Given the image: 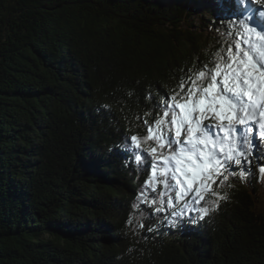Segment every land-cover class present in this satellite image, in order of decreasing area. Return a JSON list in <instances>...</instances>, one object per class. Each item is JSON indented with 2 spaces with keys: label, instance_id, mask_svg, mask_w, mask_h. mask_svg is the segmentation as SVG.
Returning <instances> with one entry per match:
<instances>
[{
  "label": "trees",
  "instance_id": "1",
  "mask_svg": "<svg viewBox=\"0 0 264 264\" xmlns=\"http://www.w3.org/2000/svg\"><path fill=\"white\" fill-rule=\"evenodd\" d=\"M229 8L0 0V264H264V155L211 185L212 210L193 231L166 223L176 187L153 179V192L150 169L128 167L121 151L182 78L235 50Z\"/></svg>",
  "mask_w": 264,
  "mask_h": 264
},
{
  "label": "snow or ice",
  "instance_id": "2",
  "mask_svg": "<svg viewBox=\"0 0 264 264\" xmlns=\"http://www.w3.org/2000/svg\"><path fill=\"white\" fill-rule=\"evenodd\" d=\"M236 3L241 16L230 21L231 28L225 26L236 41L235 50L230 45L217 51L212 67L205 64L182 78L179 90L163 97L162 114L151 123L143 121L146 134L125 137L121 148L128 167L135 164L150 169L152 176L145 186H151L153 192L157 191L153 179L165 188L179 189L174 199L167 198L166 208L172 210L166 221L170 228L179 225L197 230L212 210L203 207L210 185L228 181L235 169L245 165L248 169L240 172L241 178L250 174L253 158L259 160L253 155L257 145L252 137L257 129L264 155V0ZM253 21L258 26H253ZM258 171L264 176V164ZM141 199L155 213L165 211L143 193ZM221 199H227L226 194ZM177 202L183 207L178 209ZM126 223L131 226V221ZM137 227L153 231L142 222Z\"/></svg>",
  "mask_w": 264,
  "mask_h": 264
},
{
  "label": "rangeland",
  "instance_id": "3",
  "mask_svg": "<svg viewBox=\"0 0 264 264\" xmlns=\"http://www.w3.org/2000/svg\"><path fill=\"white\" fill-rule=\"evenodd\" d=\"M219 1H226L230 6V8L228 10L230 12L232 11L233 12L232 14L237 16V17L241 16L242 9L236 3V0H219ZM208 2H209V0H198V3L200 5H206ZM191 4L194 5L193 3H191ZM248 7H249V9H251L253 7V5L250 4V5H248ZM245 15H246V13H245ZM203 16L204 15L199 13L198 17L196 19H194L195 23L197 24L198 22H202ZM252 24H253V26H258L257 21H253ZM232 41L234 43L236 42L234 38H232ZM206 122H208V121H205V123ZM252 139H253L254 143L257 145V147H255L253 150V155H254V157H257V156L259 157L261 154V146H260L261 142H260L259 136H258V129L255 131V134L253 135ZM253 159L256 160L255 158H253ZM210 188H211V185H210ZM176 190L178 191L179 189L176 188Z\"/></svg>",
  "mask_w": 264,
  "mask_h": 264
}]
</instances>
